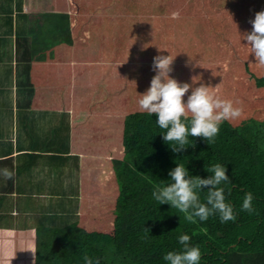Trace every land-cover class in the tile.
Segmentation results:
<instances>
[{
  "label": "trees",
  "instance_id": "16d2710c",
  "mask_svg": "<svg viewBox=\"0 0 264 264\" xmlns=\"http://www.w3.org/2000/svg\"><path fill=\"white\" fill-rule=\"evenodd\" d=\"M24 1L5 34L14 32L27 61L28 108L70 113L67 153L82 157L81 201L64 226L0 229V264H85V255L94 264H168L163 257L183 251L185 234L201 251L199 264H264V66L243 39L264 0ZM160 55L174 59L170 77L191 86L185 103L204 85L242 109L211 146L189 137L174 153L155 114L139 110ZM216 163L227 169L219 187L235 221L217 213L191 223L153 199L177 164L208 178ZM248 192L252 213L242 210ZM199 195L206 203L207 189Z\"/></svg>",
  "mask_w": 264,
  "mask_h": 264
},
{
  "label": "clouds",
  "instance_id": "9594fccd",
  "mask_svg": "<svg viewBox=\"0 0 264 264\" xmlns=\"http://www.w3.org/2000/svg\"><path fill=\"white\" fill-rule=\"evenodd\" d=\"M172 15L176 18L178 13ZM249 22L252 25L251 32L246 33L243 39L247 41L256 63L264 66V11L257 12ZM173 60L170 55L154 58L153 70L156 75L146 92L140 94L138 108L149 115L155 114L159 128L166 130L163 140L174 153L182 152L191 144L189 137L203 138L211 146L219 133L220 124L226 120L238 119L242 115V109L234 107L229 100L218 98L204 85L192 89L185 103L183 97L191 86L170 77ZM205 170L212 175L208 178L192 177L184 165L177 164L169 172L170 182L154 187L153 199L161 205L169 204L172 209L184 214V218L191 223H195L197 217L200 221H206L217 213L222 223L235 221L233 207L226 203L224 189L219 187L222 182L229 181L226 167L216 163ZM2 174L5 179H12L14 175L6 168L2 170ZM204 189H207L206 203L201 202L199 195ZM252 201V193H246L242 210L252 213ZM189 241L190 236L181 235L179 242L184 246L183 251L168 252L163 259L168 264H199L201 251L199 247H190ZM83 259L85 264H94L93 259L87 255ZM95 264H99V261L96 260Z\"/></svg>",
  "mask_w": 264,
  "mask_h": 264
},
{
  "label": "rangeland",
  "instance_id": "374dc122",
  "mask_svg": "<svg viewBox=\"0 0 264 264\" xmlns=\"http://www.w3.org/2000/svg\"><path fill=\"white\" fill-rule=\"evenodd\" d=\"M44 1L48 2V0ZM35 2L38 5L45 4V2L40 3L39 0ZM25 8L24 0H0V117L9 120L8 116L12 115V118L16 119L14 121L17 128L20 130L22 127L20 120H24L26 114L31 116L28 108L30 86L25 70L27 61L25 62L21 58L22 53L17 47L15 34L11 35V31L9 35L5 34V26H7L6 19L9 17L16 24L18 14L20 12L22 14ZM60 114L54 115L51 112L35 111L32 115L33 129L31 126L29 127L33 130L34 143L39 142V145H42V142L45 143L47 140V142L50 141L48 144H51V138L54 137H62L63 142L59 146L52 144L53 149H50L47 154L49 158L41 167L33 168L34 179H37L36 174L40 175V173L46 177L39 186L34 182L33 186H30L32 190L27 189V196H31L33 191L32 193L35 194L33 203L39 205L34 207L36 211L34 210L32 215L29 216L28 214L25 223L29 225L24 224L26 229L39 226H64L74 221L78 216L81 201L79 185L82 157L67 153L69 152L67 139L71 117L68 112ZM61 124L65 125L62 126ZM59 147L64 151L55 150ZM57 156L59 159H52V157Z\"/></svg>",
  "mask_w": 264,
  "mask_h": 264
},
{
  "label": "crops",
  "instance_id": "0c3cea01",
  "mask_svg": "<svg viewBox=\"0 0 264 264\" xmlns=\"http://www.w3.org/2000/svg\"><path fill=\"white\" fill-rule=\"evenodd\" d=\"M35 111L41 110H30L31 116L26 114L24 120H20L21 130L17 128V124L14 121L16 119H13L12 115L8 116L9 120H4L0 117V229L10 231L25 230L24 224H28L25 223L28 214L29 216L32 215L33 211H36L34 207L39 205L33 203L35 198L33 191L31 196H27V189L32 190L30 186L35 181H37L35 184H38V186L42 181L44 182L46 176L44 177L42 173L40 175L36 174L37 179H34L33 168L41 167L45 163L46 159L49 158L47 154L53 147H49V141L47 142V140L45 143L42 142V145H39V142L34 143L32 115ZM42 112H51L54 115L63 114L60 111ZM61 125L64 126L65 124ZM52 140L56 144L59 141L63 142L60 139H51V142ZM46 143L47 145L45 146ZM5 168L14 173L12 179H5L3 176L2 170Z\"/></svg>",
  "mask_w": 264,
  "mask_h": 264
},
{
  "label": "bare ground",
  "instance_id": "6f19581e",
  "mask_svg": "<svg viewBox=\"0 0 264 264\" xmlns=\"http://www.w3.org/2000/svg\"><path fill=\"white\" fill-rule=\"evenodd\" d=\"M22 19H23V18H22ZM14 30H15V29H14ZM13 34H14V32H13ZM11 35H12V34H11ZM17 35H18V34H17ZM19 35L21 36V33H19ZM19 35H18V36H19ZM23 36H24V35H23ZM14 37H15V36H14ZM20 155H21V154H20ZM23 155H24V154H23ZM25 156H26V155H25ZM46 158H47V157H46ZM27 159H28V158H27ZM67 164H68V163H67ZM67 164H66V165H67ZM44 168H45V167H44ZM49 170H50V168H49ZM51 173H52V171H51ZM55 177H56V176H55ZM55 177H54V178H55ZM1 179H2V178H1ZM61 179H62V178H61ZM5 181H6V180H5ZM39 181H40V180H39ZM53 181H55V180L53 179ZM35 182H37V181H35ZM4 185H5V184H4ZM34 185H35V184H34ZM39 185H40V184H39ZM51 185H53V184H51ZM20 186H21V185H20ZM32 186H33V185H32ZM34 188H35V187H34ZM6 190H7V188H6ZM9 190H10V189H9ZM9 190H8V191H9ZM17 198H18V196H17ZM45 198H46V197H45ZM31 199H32V198H31ZM46 199H47V198H46ZM33 200H34V199H33ZM54 202H55V201H54ZM43 205H44V204H43ZM6 211H7V210H6ZM9 212H10V211H9ZM43 213H44V212H43ZM4 216L6 217V215H4ZM19 216H20V215H19ZM2 218H3V217H2ZM9 218H10V217H9ZM62 218L64 219V216H62ZM30 219H31V218H29V220H30ZM6 220H7V219H6ZM4 221H5V219H4ZM4 224H5V223H4Z\"/></svg>",
  "mask_w": 264,
  "mask_h": 264
}]
</instances>
